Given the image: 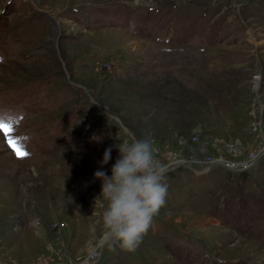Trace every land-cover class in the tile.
<instances>
[{
  "label": "rangeland",
  "instance_id": "obj_1",
  "mask_svg": "<svg viewBox=\"0 0 264 264\" xmlns=\"http://www.w3.org/2000/svg\"><path fill=\"white\" fill-rule=\"evenodd\" d=\"M0 118V264H264V0H0ZM132 138L168 195L129 252L94 173Z\"/></svg>",
  "mask_w": 264,
  "mask_h": 264
},
{
  "label": "clouds",
  "instance_id": "obj_2",
  "mask_svg": "<svg viewBox=\"0 0 264 264\" xmlns=\"http://www.w3.org/2000/svg\"><path fill=\"white\" fill-rule=\"evenodd\" d=\"M119 157L109 176L97 170L94 178L102 181L101 194L94 206L102 209L101 221L113 242L126 251H135L165 205L168 186L163 180V167L154 149L138 138L116 145ZM112 148H106L101 168L109 163Z\"/></svg>",
  "mask_w": 264,
  "mask_h": 264
},
{
  "label": "snow or ice",
  "instance_id": "obj_3",
  "mask_svg": "<svg viewBox=\"0 0 264 264\" xmlns=\"http://www.w3.org/2000/svg\"><path fill=\"white\" fill-rule=\"evenodd\" d=\"M0 130H3L5 132V135L7 136L11 131V123H5L4 119L0 118ZM8 145L13 149L18 158H24L28 155V153L26 151H23L14 140L9 139Z\"/></svg>",
  "mask_w": 264,
  "mask_h": 264
},
{
  "label": "trees",
  "instance_id": "obj_4",
  "mask_svg": "<svg viewBox=\"0 0 264 264\" xmlns=\"http://www.w3.org/2000/svg\"><path fill=\"white\" fill-rule=\"evenodd\" d=\"M25 91H26V93H27V92H31L32 89H31V90L26 89ZM26 93H24V92L21 91V92L17 93V95L19 96V98H21V97H22L24 94H26ZM33 96H34V95L30 96V97H29V100H30ZM13 99L15 100L16 98L13 97ZM11 101H12V100L10 99V102H11ZM21 114H23V113H21ZM21 114H20V115L18 114L17 116H15L16 118L14 117V118H13V121L17 120L18 118H21V117H22ZM249 228H250V227H249Z\"/></svg>",
  "mask_w": 264,
  "mask_h": 264
},
{
  "label": "water",
  "instance_id": "obj_5",
  "mask_svg": "<svg viewBox=\"0 0 264 264\" xmlns=\"http://www.w3.org/2000/svg\"><path fill=\"white\" fill-rule=\"evenodd\" d=\"M181 165H182V164H181ZM221 166H223V167L229 169V166H227V165H221ZM177 167H178V166H177ZM183 167H186V166L184 165ZM250 168H251V166H250ZM188 169H189V168H188ZM234 171H235V172H239V170H238V171H237V170H234ZM110 238H111V236L108 234V235L106 236L104 242H103L101 245H102V246L105 245V244L107 243V241L110 240ZM100 251H101V250H100ZM100 253H101V252H100Z\"/></svg>",
  "mask_w": 264,
  "mask_h": 264
},
{
  "label": "bare ground",
  "instance_id": "obj_6",
  "mask_svg": "<svg viewBox=\"0 0 264 264\" xmlns=\"http://www.w3.org/2000/svg\"><path fill=\"white\" fill-rule=\"evenodd\" d=\"M184 165H185V164H183V165L178 164V165H176V166H173V167L170 168V171L173 170V169H175V168H178V167H183ZM222 165H226V164H222ZM177 166H178V167H177ZM185 166H186V165H185ZM250 166H251V165H249L248 167H250ZM186 167L189 168V170H192L191 167H189V166H186ZM248 167H246V168H248ZM229 169H232V168L229 167ZM167 171H169V170H167ZM197 172L202 173L201 171H197ZM102 243H103V242H102ZM102 243H101V244H102Z\"/></svg>",
  "mask_w": 264,
  "mask_h": 264
},
{
  "label": "built area",
  "instance_id": "obj_7",
  "mask_svg": "<svg viewBox=\"0 0 264 264\" xmlns=\"http://www.w3.org/2000/svg\"><path fill=\"white\" fill-rule=\"evenodd\" d=\"M203 174L207 172V170H200Z\"/></svg>",
  "mask_w": 264,
  "mask_h": 264
}]
</instances>
